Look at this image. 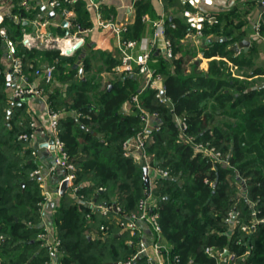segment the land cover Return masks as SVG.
<instances>
[{
	"label": "trees",
	"instance_id": "trees-1",
	"mask_svg": "<svg viewBox=\"0 0 264 264\" xmlns=\"http://www.w3.org/2000/svg\"><path fill=\"white\" fill-rule=\"evenodd\" d=\"M77 5L79 15L82 4ZM149 9V3H137L127 37L139 36L141 17ZM221 23L218 18V22L203 27L204 34L225 30L221 41L210 37L209 44L202 49V56L211 58L207 72L194 71L189 75L184 74L186 53L177 54L176 50L180 49V39L190 26L178 17L165 23L174 57L153 56L158 59L157 71L163 75L169 104L157 102L153 89L139 93L131 76H121L98 90L97 76L92 74L71 83L66 97L58 96L59 102L49 95L51 109L58 104L74 111L59 118V128L76 166L74 182L81 185L78 193L93 203L114 204L121 209L108 218L100 216L89 205L69 203L66 200L69 189L65 187L57 195L58 202L53 200V211L48 218L64 250L59 263L122 262L138 250L136 244L125 242L124 236L128 234L119 233L115 216L137 211L145 188L143 165L124 157L121 149L122 142L139 128L134 108L132 113L124 114L121 106L139 93L142 105L157 111L161 124L147 145L149 161L170 173L169 177L157 178L152 188L161 240L167 244L162 252L165 263L171 264L178 257L182 264H216L204 252L206 246H213L219 251L234 252L238 256L235 264H264V222L258 221L264 219V88H257L253 80L231 75L223 57L237 66L246 62L231 57L232 50L227 48L242 35H233L232 28ZM11 24L17 27L14 22ZM10 36L20 40V35ZM17 51L23 55L24 65L27 58L40 56L53 61L54 71L64 78L75 74V70L64 73L77 54L69 56L60 54L58 49L27 48L19 43ZM89 60L88 56L82 59L83 71L89 69ZM115 64L110 60L107 67ZM3 89L4 78L0 73V264H43L48 257L43 249L37 250L36 234L40 230L38 223L45 195L41 192L40 178L28 175L37 167L27 161L32 149L25 145L26 140L18 139L30 127L16 125L12 117L8 120L11 129L6 130L2 125L1 120L7 121ZM172 113L185 115L187 133L196 141L218 149L224 161L213 162L195 152L191 144L179 140ZM217 116L232 120L214 123ZM205 179L211 183L204 182ZM232 207L238 209L241 224L250 226L247 232L239 226L231 229L224 220ZM88 213L90 217H86ZM101 224L107 226L105 231L99 229ZM132 264H146V258L139 255Z\"/></svg>",
	"mask_w": 264,
	"mask_h": 264
},
{
	"label": "crops",
	"instance_id": "crops-1",
	"mask_svg": "<svg viewBox=\"0 0 264 264\" xmlns=\"http://www.w3.org/2000/svg\"><path fill=\"white\" fill-rule=\"evenodd\" d=\"M143 1L149 3L150 9L141 17V33L135 38L127 37V31L123 34L124 38L127 37L134 39L136 42L133 48L127 49V52L133 58L149 49V39L153 32L151 22L161 17L165 23L170 22L172 18L177 17L185 19L186 21L185 12L187 11L190 14H198V12H202L206 15L209 14L211 17L213 16L215 18V22H218L219 18L220 22L230 23L234 18H236V21L235 19L234 21L238 23L234 24L242 26L239 31H241L244 27H246V29L248 27L249 31L235 42L229 43L227 48L230 49L232 44L240 41L244 37H248V48L244 50L239 47L237 51L232 50L231 54V57L245 59L246 62L241 66H237L225 57H223V59L227 62L228 70L232 76L249 81L253 80L257 88H264V73H254L257 71L264 72V38L254 36V26L255 23L259 21V14L262 9L256 0H213L211 5H201L198 9L193 8L183 0H58L57 4L53 7L47 4L48 0H27L26 5H24L21 0H0V22H2L6 28L8 36L13 34H15V36L20 35L21 39L22 35L26 34L31 38L35 35L37 29L33 22H46V27L44 29L52 34H57L61 37L65 36L63 43L67 45V43L69 44L70 41H72L71 36H66L67 30H69L70 35L81 30L82 43L80 47L74 52L68 54L69 56L77 54L76 59L72 63H68L66 65V71L64 73L71 74V71L75 70V74L72 77L64 78L62 74L58 76L59 73L54 71L55 73H53V80L51 84L43 85V88L45 89V99L26 97L16 101L10 98L12 92V78L10 76V79L6 80V76L9 73L8 69H10L11 61L8 50L0 41V73L4 78L3 90L7 103V105H5V109H7V121L12 117L11 120H13L16 125H20L25 128H28V125L31 122L36 124L35 139L32 142L30 140H26L28 143H25V145H28V147L35 152V156H30L27 161L28 163H35L37 167H41L42 175L39 177L40 183L44 184V189L48 190L51 197H53L54 190L63 171L58 169L50 174L47 173V167L53 157L52 150H50V146L48 145L49 136L47 123L49 107H51L49 105L50 101L48 97L49 95H51V97L54 96L56 97L54 101L59 102L60 99L58 96L60 95L61 98H65L68 92V87L71 83H78L77 79H81L85 76L89 78L92 74L97 76V80L100 84L98 90L121 76H128L122 72L114 70V67L120 63L121 56L118 48V41L113 31L109 27H103L101 23L115 21L122 22L129 30V27H131L134 22L137 3H141ZM79 3L82 4V6H80L82 9L80 8V14L77 15L78 12L76 8ZM26 6H28V8H26ZM36 6L38 8L34 11ZM43 8L44 10H42ZM66 11H68L69 14L66 15ZM51 13L53 14L50 15ZM63 20L70 22V25L68 27L67 25H62ZM11 22L17 24V27H13ZM77 22H80L81 25H78ZM206 24L209 25L211 23L203 21L201 34H197L195 28L190 27L186 34L180 39V49L176 50V53H186L184 56L187 60L184 64V74L186 75H189L194 71L203 73L207 72L208 62L211 58L203 57L202 49L206 48L209 44L208 38L213 37V39L217 38L221 41L225 35L222 28H220L217 32L204 34L203 27ZM222 25H225V23ZM78 26H80V29ZM20 45L22 44L20 43ZM27 48L30 47L27 46ZM249 49L252 50L249 54H247ZM257 52L258 55L256 54ZM244 54L247 55L244 56ZM153 55L164 56L161 44H158L155 49L152 50L149 60L150 68L157 71L159 63L158 59ZM86 56L90 59V67L88 70L83 71L82 59ZM256 57L262 61L261 65H256L254 60V63H252V59ZM215 58L218 59V57ZM110 60L115 61L116 64L108 68L107 66ZM45 62L53 63V61L50 62L48 60H43L40 56L32 59L27 58L25 60V71L30 74V80L34 83H40V81L37 77L32 75V70L34 67L40 66ZM79 68L82 69L81 75H79L78 72ZM131 77L136 80L140 91V88L144 84V78L141 75H133ZM256 79L258 80L256 81ZM20 103H23L24 106L19 105ZM52 107L59 112V118H64L69 114H74V111L64 109L63 105L61 106L57 104L55 106L52 105ZM132 107L131 101L126 100L123 102L121 110L124 114H130L132 113ZM231 120L232 119L227 116H217L214 123H222ZM7 121L1 120L3 123L2 125H5V129L9 130L11 129V125L9 124V121ZM52 200L49 199L42 204L41 217L38 223L39 228H41L40 226L42 223L48 221L49 214L53 211L54 203ZM66 200L69 203L71 202L69 196H67ZM140 225L143 231L142 237L144 246L146 247L148 253H152L151 245L153 242V234L146 229L143 224ZM145 242H147V245ZM41 249L43 248H41L40 245L37 246L38 251H41ZM42 252L45 253L48 260H50V254L45 249H43Z\"/></svg>",
	"mask_w": 264,
	"mask_h": 264
},
{
	"label": "built area",
	"instance_id": "built-area-1",
	"mask_svg": "<svg viewBox=\"0 0 264 264\" xmlns=\"http://www.w3.org/2000/svg\"><path fill=\"white\" fill-rule=\"evenodd\" d=\"M24 5H26L27 0H21ZM58 0H48L47 4L49 6H54L57 4ZM188 5L193 8L198 9L201 5H211L213 0H183ZM260 5L261 12L259 14V21L255 23L254 26V36L264 38V0H256ZM28 8V6H26ZM65 14H69L68 11ZM186 22L191 28H195L197 34H201L202 23L203 21L215 22V18L209 14H203L198 12V14H190L185 12ZM144 19V17H143ZM153 27L152 35L149 39V49L143 51L138 56L133 58L128 52V48H133L135 46V40L130 38H124L123 34L127 31V26L122 22H105L101 23L103 27H109L115 34L118 41V48L120 51V63L114 67V70L122 72L125 75H141L144 78V84L140 88L139 93L146 88L154 90V98L159 103H168L169 98L165 95L163 75L150 68L149 60L152 54V50L158 44H161L163 47V53L166 58H173V44L171 40L166 37L165 33V22L163 18H159L151 22ZM35 25L36 33L31 38L26 34L22 35L21 43L28 47H35L38 49H50L47 47L40 48L38 45H50L57 44L60 54H66L67 49H71L72 46L78 41L82 40L77 36V33L81 30L69 34V30L66 32V36H71L72 41L69 44H64V37H61L57 34H52L46 29V22H33ZM67 27L70 25V22H67ZM69 40V39H68ZM0 41L8 50L9 58L11 61L10 73L12 78V92L10 95L11 99L21 100L26 97L40 98L45 99V89L43 85L51 84L53 80V73L55 70L54 63L45 62L40 66L34 67L32 70V75L37 77L40 83H34L30 80V74L25 71V66L23 63V55L17 51L16 45L8 37L7 30L0 22ZM74 52V51H73ZM72 53V52H71ZM139 93L133 94L130 98L132 106L135 110V115L139 121V128L135 133L126 138L122 144V155L133 160H138L142 162L143 166H146L148 178H149V187L144 188L143 196L138 201L137 211H133L128 214H121V217L115 216V222L118 224L120 231H127L133 240L138 242L137 252L129 257L124 262H117V264H132L137 257L143 256L146 258V264H166L163 258V249L165 246L161 241V227L159 224V213L157 211V205L155 199L152 195V188L156 185L157 178H166L170 176L169 171L160 166L159 164H152L149 161L147 154V145L151 142L154 132L160 130V118L157 111H151L145 108L139 98ZM169 104V103H168ZM172 112V109H171ZM174 115V120L178 126V139L184 140L191 144L194 147L195 152L201 153L203 156L209 157L213 162H223L222 153L212 145L196 141L194 137L187 133V120L186 116H177ZM31 130L29 132H24L18 135L19 139L30 140L31 142L35 139V129L36 124L31 122L29 124ZM48 136L52 140V153L53 157L50 164L47 167V173L55 172L58 169L63 171L58 184L54 190L55 195H60V185L63 181H66V187L69 189L68 196L71 199V202L77 205H89L91 208L96 211L100 216L110 217L112 214H117L121 211L119 206L114 204H104L102 202H92L90 199H87L82 193H78V190L81 188L79 183L74 182L76 166L73 159L70 157L68 150L66 148L65 142L60 137V128H59V112L55 109L49 107L48 114ZM49 145V144H48ZM50 146V145H49ZM32 155L35 156V152L32 150ZM42 170L41 167H36L33 171L30 172L29 176L31 177H41ZM208 184L211 181L207 179L204 180ZM40 187L44 189V184L40 183ZM101 189V188H99ZM45 190V189H44ZM45 198L48 201L50 199V193L48 190L43 192ZM255 214V212H253ZM86 217H90V213L86 214ZM224 220L230 225L231 229L234 226H239L242 231L247 232L250 228L249 225L241 224L239 219V211L237 208L232 207ZM255 220V218H254ZM260 222H264L263 218L258 219ZM140 224L148 229L153 234V242L151 245L152 253H148L146 247L143 243L142 237V227ZM40 230L37 232L36 237L39 241L41 248L45 249L50 254V260L45 261L43 264H65L59 263V254L64 253L62 242L56 235L54 228H52L49 221H45L41 224ZM99 229L105 231L107 226L101 224ZM2 238V236H0ZM132 241V240H130ZM223 251L214 249L213 246H206L204 252L210 258H213L216 264H235L238 256L234 252L228 251L227 254H224ZM169 264V263H167ZM171 264H182L179 262L178 257H174Z\"/></svg>",
	"mask_w": 264,
	"mask_h": 264
},
{
	"label": "water",
	"instance_id": "water-1",
	"mask_svg": "<svg viewBox=\"0 0 264 264\" xmlns=\"http://www.w3.org/2000/svg\"><path fill=\"white\" fill-rule=\"evenodd\" d=\"M44 10V8L42 9ZM53 13H51L50 15H52ZM67 24V21L66 20H63L62 22V25H66ZM80 32L77 33V36L80 37ZM82 43V40H78L73 46L71 49H67L66 50V54H70L71 52L77 50L80 45ZM40 48H43V47H47V48H59V45L57 44H50V45H38ZM249 46V39L248 37H244L243 39H241L240 41L232 44V46L230 47L231 50H234V51H237L239 47L243 48L244 50H246ZM8 74L6 76V80H9L10 79V76H11V73H10V69H8ZM78 72H79V75L82 74V69L79 68L78 69ZM16 101H18L17 99H14ZM172 118L174 120V115H172ZM160 121V120H158ZM48 144L50 145V150H52V140L49 138L48 140ZM142 179H143V184H144V187L145 188H148L149 187V178H148V173H147V168L146 166H142ZM66 184L67 182L66 181H63L60 185V194L62 193L63 189L66 187ZM228 253V250H225L224 251V254H227ZM138 258V257H137ZM109 264H117L116 261H113V262H109Z\"/></svg>",
	"mask_w": 264,
	"mask_h": 264
},
{
	"label": "rangeland",
	"instance_id": "rangeland-1",
	"mask_svg": "<svg viewBox=\"0 0 264 264\" xmlns=\"http://www.w3.org/2000/svg\"><path fill=\"white\" fill-rule=\"evenodd\" d=\"M235 19V21H236V18H234ZM234 19H233V21L232 22H230V23H227L228 25H230V28H232V34L233 35H238V34H240V35H244L245 33H247L248 31H249V28L247 27V29H246V27H244L241 31H239V29L240 28H242V26L241 25H235L234 23H238V22H235L234 21ZM237 19L239 20V18L237 17ZM226 24V22H222V24ZM248 23V22H247ZM241 24V23H240ZM251 24H252V22H251ZM225 30H223V32H224ZM13 42H14V44L15 45H17V43H21V39L20 40H13L10 36H8ZM22 44V43H21ZM23 45V44H22ZM23 46H26V45H23ZM27 47V46H26ZM30 48H32V47H30ZM33 48H35V47H33ZM35 49H38V48H35ZM257 55H258V52L256 53ZM253 60H254V62H255V64L257 65H261L262 64V61H260L259 60V58H254V59H252V63H254L253 62ZM27 72V71H26ZM60 74H58V76H59ZM260 79V78H259ZM258 79H256V81H257ZM137 162H138V160H136ZM140 162V161H139ZM141 164H143L142 162H140ZM41 192L43 193V192H45V190L41 187ZM44 194V193H43ZM45 195V194H44ZM55 196V197H54ZM46 197V196H45ZM54 198H55V200L58 202V197H57V195H55V194H53V197H52V199L54 200ZM57 198V199H56ZM51 200V199H50ZM53 200H52V202H53ZM47 200H46V198H45V202H46ZM44 202V203H45ZM43 204V203H42ZM109 205V204H108ZM240 221H241V219H240ZM118 231H120V228H118L117 229ZM124 233H126L127 231H123ZM123 232H119V233H123ZM127 234L128 235H126L125 234V236H124V240H125V242H129L130 244H136L137 246H138V242L136 241V240H133L132 239V237L129 235V232H127ZM130 240H132V241H130ZM162 241V244L166 247V242L165 241H163V240H161ZM145 244L147 245V242H145ZM64 255V253H60L59 254V256L61 257V256H63ZM127 259H129V258H127ZM126 259V260H127ZM125 260V261H126ZM122 262H124V261H122ZM65 264H68V263H65Z\"/></svg>",
	"mask_w": 264,
	"mask_h": 264
},
{
	"label": "bare ground",
	"instance_id": "bare-ground-1",
	"mask_svg": "<svg viewBox=\"0 0 264 264\" xmlns=\"http://www.w3.org/2000/svg\"><path fill=\"white\" fill-rule=\"evenodd\" d=\"M68 44V43H67Z\"/></svg>",
	"mask_w": 264,
	"mask_h": 264
}]
</instances>
